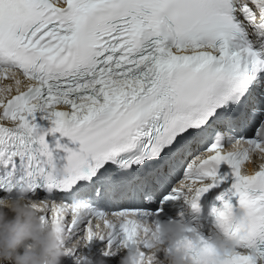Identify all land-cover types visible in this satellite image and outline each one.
Listing matches in <instances>:
<instances>
[{
  "label": "snow or ice",
  "instance_id": "1",
  "mask_svg": "<svg viewBox=\"0 0 264 264\" xmlns=\"http://www.w3.org/2000/svg\"><path fill=\"white\" fill-rule=\"evenodd\" d=\"M262 149L264 0H0V196L46 203L87 245L71 264H120L101 252L176 222L168 254L264 264V165L244 171Z\"/></svg>",
  "mask_w": 264,
  "mask_h": 264
},
{
  "label": "clouds",
  "instance_id": "2",
  "mask_svg": "<svg viewBox=\"0 0 264 264\" xmlns=\"http://www.w3.org/2000/svg\"><path fill=\"white\" fill-rule=\"evenodd\" d=\"M27 86L34 85L29 82ZM246 147L244 144H233L224 151L227 155ZM244 171L247 173L249 170L245 168ZM187 183L182 182L177 187L184 188ZM191 187L194 189L197 185L192 184ZM192 196L193 193H190L188 199H192ZM46 208V203L34 201L26 193H17L14 198L0 197V264H62L70 252L87 246L80 241L69 242L70 237L62 220L58 221L55 216L47 221L42 220L39 212ZM109 222L119 224L121 220L119 217L109 218ZM232 222L240 226V231L233 238L227 241L222 239L215 244L217 253L222 257L234 254L239 242L248 236L244 210L238 211L232 217ZM143 227H147L151 235H147ZM187 230L188 226L179 222L162 223L155 228L151 224L145 225L131 245L124 241L119 249L102 251L101 255H116L127 248V254L122 256L120 264H189L184 260L182 252L173 251L168 254L164 248L165 244L175 248L176 242ZM102 232L103 230L97 229L94 235L98 237ZM141 244L148 249L143 262L140 257ZM161 252H165V260L158 258L157 254ZM79 260L80 257L76 256L73 264H79Z\"/></svg>",
  "mask_w": 264,
  "mask_h": 264
}]
</instances>
